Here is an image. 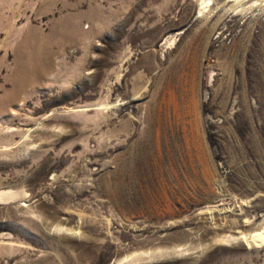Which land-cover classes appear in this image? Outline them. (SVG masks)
<instances>
[{"label": "rangeland", "instance_id": "374dc122", "mask_svg": "<svg viewBox=\"0 0 264 264\" xmlns=\"http://www.w3.org/2000/svg\"><path fill=\"white\" fill-rule=\"evenodd\" d=\"M259 232L264 0H0V264H264Z\"/></svg>", "mask_w": 264, "mask_h": 264}, {"label": "bare ground", "instance_id": "6f19581e", "mask_svg": "<svg viewBox=\"0 0 264 264\" xmlns=\"http://www.w3.org/2000/svg\"><path fill=\"white\" fill-rule=\"evenodd\" d=\"M74 28H75V29H78V27H74ZM76 32H77V31H76ZM254 236H255V235H254ZM257 236H262V237H263V236H264V232H263V233H260V232H259V233L257 234Z\"/></svg>", "mask_w": 264, "mask_h": 264}]
</instances>
